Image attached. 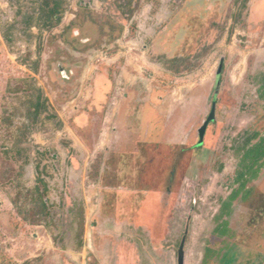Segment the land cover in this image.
<instances>
[{
  "label": "rangeland",
  "instance_id": "rangeland-1",
  "mask_svg": "<svg viewBox=\"0 0 264 264\" xmlns=\"http://www.w3.org/2000/svg\"><path fill=\"white\" fill-rule=\"evenodd\" d=\"M18 1L0 0V264H115L118 255L120 264H143L148 253L157 264H178L186 234L185 264H242L237 255L264 228V174L249 208L253 216L238 207L234 258L236 247L221 244L215 229L238 162L234 141L250 128L264 130L258 92L264 0H68L61 25L33 28V37L23 32ZM21 1L24 12L37 6ZM103 82L110 87L108 104L97 109ZM34 88L49 106L38 121ZM125 98L161 103L168 144L158 167L165 176L174 167L171 179L179 169L165 216L149 224L152 234L143 232L148 218H134L122 235L112 233L115 225L88 200L96 169L106 161L103 150L95 165L90 159L84 167L83 140L98 148L108 127L104 118ZM213 104L216 119L194 153ZM82 114L91 118L80 132ZM38 178L48 185L46 209L35 192ZM208 248L223 249L222 255L210 254L206 263ZM259 259L264 264V256Z\"/></svg>",
  "mask_w": 264,
  "mask_h": 264
},
{
  "label": "crops",
  "instance_id": "crops-1",
  "mask_svg": "<svg viewBox=\"0 0 264 264\" xmlns=\"http://www.w3.org/2000/svg\"><path fill=\"white\" fill-rule=\"evenodd\" d=\"M108 86L104 82L100 85L103 96L96 99L93 104L97 109L108 104L104 98L106 89H110ZM159 103L157 98H150L141 103L125 98L115 103V110L104 118L108 127L104 129V138L100 146L95 149V143L90 146L86 143V139L83 143L81 142L84 148L81 154L84 167L89 164L90 159L95 165L99 155L103 150L105 151L106 164L99 166L102 170L99 167L96 169L97 180L93 176L90 183L91 195L88 200L99 203V217L105 218L108 221L107 224L115 225L112 233L122 235L124 230L128 229L127 226L133 224L134 218H142L144 221L148 218V220L152 219L151 223H146L147 229L143 232L152 234L153 230L149 224H155L156 219L165 216L162 214L164 204L167 203L166 199L174 193L173 185L175 181H178L179 169H174L175 177L171 179L170 172L174 167L166 176L164 170L158 167L160 157L165 151V144H168L166 143L168 130L159 110L161 106ZM87 116L91 118L89 114H82L78 118V131L83 132L89 127L90 120ZM79 147V145L73 146L80 150ZM78 158L81 160V157ZM106 170L110 172L107 177ZM106 178L114 183L108 184L105 181ZM87 179V177L82 178L83 185ZM157 248L156 245L152 247L155 251ZM242 249V258L239 262L247 264L246 261L251 260L250 264H260L259 256L255 257V250L248 253L250 246H243ZM108 262L112 264L110 259ZM115 262V264H120L119 255ZM142 263L157 264L150 253Z\"/></svg>",
  "mask_w": 264,
  "mask_h": 264
},
{
  "label": "trees",
  "instance_id": "trees-1",
  "mask_svg": "<svg viewBox=\"0 0 264 264\" xmlns=\"http://www.w3.org/2000/svg\"><path fill=\"white\" fill-rule=\"evenodd\" d=\"M30 1L37 5L32 7L30 12L23 11L24 6L21 5L23 1L19 0L17 3V5H20L18 15L23 18V32L27 33L29 37H33L31 33L33 28H37L40 32L52 31L57 28L63 22L64 15L69 7L68 0ZM4 37L8 44L13 42V37L9 33H6ZM33 91L36 101L32 104L34 109L32 116L38 121L44 113L49 111V106L48 100L41 90L34 88ZM258 92L260 98L264 99V74L261 76ZM233 149L238 162L233 181L230 185L231 193L226 199L222 198L220 200L221 209L217 216L218 225L215 229V235H217L216 237L218 239L222 240L221 244L226 245L227 249H229L230 246L236 247L234 258L238 254V247L235 244V239L238 236L237 232L240 233L239 229L241 230V228L238 227V224L235 226L236 223H233V221L235 219L237 220V216L240 215V212H238V207L240 206L241 209H244V213H247L248 216H253V212H251L250 209H253L256 196L258 195L256 183L260 181L264 174V130L260 131L250 128L244 131L234 141ZM7 154L9 155V152ZM29 163V158H26L24 166ZM42 187H44V190ZM47 187V183L41 178H38L35 192L43 209L48 207V201L46 200ZM262 212H264V208ZM245 228L249 229L250 227L247 225L246 227L243 226L242 229ZM234 229H237V231H234ZM222 250L220 249V252H217L214 249H206L204 262L206 261L207 263L210 260V254H214L217 257L218 255H222ZM254 250L256 251L255 257L257 255L260 258L264 256V228L260 231L258 240L253 239L251 241V249L248 253L254 252ZM249 257H251V255ZM237 258L238 261H240L242 257L238 254ZM250 261L248 260L246 263L248 264Z\"/></svg>",
  "mask_w": 264,
  "mask_h": 264
},
{
  "label": "water",
  "instance_id": "water-1",
  "mask_svg": "<svg viewBox=\"0 0 264 264\" xmlns=\"http://www.w3.org/2000/svg\"><path fill=\"white\" fill-rule=\"evenodd\" d=\"M223 68H224V62L222 61L220 68H219V71H218V77L221 76ZM215 118H216V107H215V104H213L212 110H211V113H210L208 119L204 122V125L199 130L201 140H203V138H204V135H205V132H206L208 125L211 122H213L215 120ZM186 239H187V234L184 236L182 243H181V246H180L179 251H178V264H185Z\"/></svg>",
  "mask_w": 264,
  "mask_h": 264
},
{
  "label": "flooded vegetation",
  "instance_id": "flooded-vegetation-1",
  "mask_svg": "<svg viewBox=\"0 0 264 264\" xmlns=\"http://www.w3.org/2000/svg\"><path fill=\"white\" fill-rule=\"evenodd\" d=\"M211 110H212V109H211ZM210 113H211V112H210ZM210 113H209V115H210ZM209 115H208V117H209ZM208 117L205 119V121L208 119ZM215 119H216V118H215ZM205 121H204V122H205ZM204 122H203V125H204ZM213 122H214V121H213ZM211 123H212V122H211ZM211 123H210V124H211ZM210 124L208 125V127H207V129H206V132H205V135H204L203 140H201V138H200V134H199V131H198V134H199V140H198V142L196 143V145L192 148V150H193L194 153H196L198 149H203L204 144H205V138H206V135H207L208 129H209V127H210ZM203 125H202V126H203ZM165 127H166V126H165ZM200 129H201V128H200ZM200 129H199V130H200ZM176 137H179V135H176ZM181 143H182V139H179L178 142H177V146H180ZM169 146H170V143H169ZM177 155H178V156L180 155V151L177 152Z\"/></svg>",
  "mask_w": 264,
  "mask_h": 264
}]
</instances>
